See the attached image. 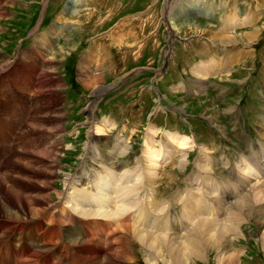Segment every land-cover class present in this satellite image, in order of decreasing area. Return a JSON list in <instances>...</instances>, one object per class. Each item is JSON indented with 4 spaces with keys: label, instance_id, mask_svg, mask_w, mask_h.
Segmentation results:
<instances>
[{
    "label": "rangeland",
    "instance_id": "1",
    "mask_svg": "<svg viewBox=\"0 0 264 264\" xmlns=\"http://www.w3.org/2000/svg\"><path fill=\"white\" fill-rule=\"evenodd\" d=\"M73 1L0 0V11L6 10L7 14L6 17L3 15L0 18V73H8L15 89L21 95L25 94L27 98L26 94L33 92L37 97L34 102L37 107L29 121H25L26 112L18 110L17 103H14L16 111L13 117V131L15 135L17 133V143L26 147L29 153L17 152L9 161L7 160L0 175L11 170L8 175L13 177L14 181L6 184H11L13 186L11 190L16 193L28 188L36 191L35 194H31L36 197L44 198L49 194L52 197V204L61 208V204H58L60 203L58 192L66 189L67 176L74 177L85 168L101 171L102 166L112 169L123 164L124 168L121 171L128 169V175L139 178L133 182L144 181L138 175L146 177L149 176L150 171L136 169V162L139 160L144 166H149L145 150L143 151L147 142L153 149L162 152L163 160L159 159V164L164 166V169L160 170L163 176L156 193L157 197L162 195L161 200H173L175 205L173 215H179V218L183 211H188L193 205L189 199L202 192L203 196L197 197L198 203L211 202V205L207 204L210 208L213 207L215 212L217 211L214 218L218 221L223 219L224 222L226 217L232 215L230 209L238 204L233 200L225 204L226 206H218L222 193L220 191L225 189L231 192L230 184L241 183L243 186V183L246 184L260 175L264 177V163L262 167L254 165L256 166L254 174L247 175L242 171L243 168L248 171L247 164H254L255 158L250 156L243 155L244 160L237 163L226 160L229 167L225 164L220 166L219 163L213 165L218 161L219 155L215 150L216 147L211 145L213 141L223 142L234 148L237 154H241L243 142L237 138L240 132L254 136H259L260 132L264 138V0H198L202 3L193 6V9L184 7L185 11L181 8L187 0H76L75 3ZM171 4L173 5L170 12ZM89 10L93 13L87 17ZM202 11L211 16H204ZM246 11L248 18L246 16V21H243L241 15ZM94 13L97 16H94ZM239 16L241 21L234 23V17ZM230 18L232 19L227 21ZM172 21L177 22L180 30L171 31L169 23ZM59 23L63 25L62 40L56 38ZM45 24L47 28L44 27ZM193 24H200L202 30L196 33V26ZM207 24L215 29H213L214 33L223 37H230L239 32L240 34L251 32L255 29L258 30L255 35L259 38L256 44L251 43L252 45L246 41L232 44L219 43L212 39L211 30L209 34V31L204 29ZM225 24L226 26H223ZM123 28L127 30L125 32L128 39L122 38L120 34ZM137 28L143 29V32L139 31L140 35L137 34ZM192 28L194 29L187 32ZM73 32L82 36H74L75 39L67 42ZM28 38L32 40L34 50H22L25 46L24 41ZM180 42L183 46L190 44L186 48L187 52L179 46ZM209 43L218 50H223L227 58L223 66H227L230 62V68L226 71L213 73L215 66H221V61L217 53L215 54L217 59L212 58ZM175 44L178 46L176 49ZM53 56L58 57L55 59ZM236 56L239 57L238 61L233 64ZM34 58L37 59L36 63H33ZM198 60L203 63L199 70L196 69L199 66ZM174 64H178L179 67L177 66L176 72L170 75L168 66L172 67ZM17 67L23 69L25 77ZM28 70L31 73L30 77H27ZM35 74H39L41 78L38 85L32 81ZM98 74L102 79L98 82L93 81ZM88 81H92L94 86H89ZM0 82L2 84V78ZM4 82L8 83L9 78H5ZM185 82L189 83V87L188 91L184 92V89L180 90V86ZM12 100L14 99L10 95H4L1 89L0 113L5 118H10L7 110L11 111ZM24 104L26 105V102ZM45 118V121L50 118L49 122H41V119ZM42 126L49 131L47 132ZM94 126L101 128L103 134L100 132L91 139ZM185 126H187L185 130L189 131L190 135L193 133V138L186 136L192 139L190 144L192 148L177 151L170 137H185L183 133H180L182 136L175 133L177 131L172 133L175 128L183 129ZM167 129H171L172 132L164 135ZM151 130L154 132L153 139ZM118 132L119 136L116 135ZM162 140L163 143L160 142ZM88 143L94 146V153L97 152L94 157L86 151ZM125 146L129 147L128 153L117 155ZM118 147L120 148L116 150ZM99 148L101 150H98ZM175 150L178 153L173 154ZM34 152H40L41 157L34 156ZM225 153L232 159L236 157L229 153L228 148ZM165 154H167L166 158H164ZM180 154L188 159L187 163H178ZM170 157L175 159L174 162L166 163L165 159ZM257 159L264 161V149ZM13 160L15 162H12ZM11 162L13 165L6 169ZM204 165H207V169H203ZM202 166L203 168H199ZM118 169L121 168L118 166ZM168 178L172 179L170 186ZM198 181H201L200 187ZM45 182H53V184L48 188ZM262 183L264 184V180ZM166 187L169 192L164 193ZM3 188L5 186H0V215H3L2 200L8 197ZM257 198L251 197V210L236 222V227L239 229L236 235L240 236L238 238L240 240L233 241L236 243L235 245L233 243L232 247L235 246L234 251L238 255H241L240 253L247 255L243 256V264H264V248L261 242L264 234V194ZM193 201L196 202L195 199ZM225 207L227 209H223ZM205 210L207 209L202 207L199 211L203 214L202 217H205L203 213ZM5 221L13 224L12 221ZM24 223L29 229V223L27 221ZM2 226H5L9 232L12 231V226L8 227L5 223ZM243 235L245 237L241 240ZM230 237L232 240L236 238L234 235ZM131 241L128 239L126 247L133 253V263L166 264L159 256L164 254L163 252L158 254L160 260L148 262L141 245L135 241L137 245L130 243ZM209 252L205 255L208 258L205 262L197 261L195 264H217L214 260V249ZM8 255L0 252V256H4L3 260L7 259Z\"/></svg>",
    "mask_w": 264,
    "mask_h": 264
},
{
    "label": "bare ground",
    "instance_id": "2",
    "mask_svg": "<svg viewBox=\"0 0 264 264\" xmlns=\"http://www.w3.org/2000/svg\"><path fill=\"white\" fill-rule=\"evenodd\" d=\"M75 1L76 0H74L73 3H75ZM201 3L202 1L198 2V0H187L185 4H182L183 7L181 9H184V7H187V8L192 7L193 9V6H197L198 4H201ZM172 5L173 4L169 5L170 12H171ZM5 12L0 11V18L3 15H5L6 17L7 14ZM90 12L91 11L89 10V15L87 17H90L91 14L93 13V12L92 13ZM202 14L204 16L207 15V17L211 16V14L206 13L204 11H202ZM95 15L96 14L94 13V16ZM177 16H179V14ZM254 17H257V16H254ZM176 23H177L176 21H172L171 23H169V25H171V31L173 32L180 30L178 29ZM140 25L141 24H139V26ZM186 26L189 28V24H187ZM194 26H196V30H195L196 33L202 30L201 28L202 26L200 24H195ZM191 27L192 25L190 26V28ZM193 29L194 28L188 29L187 32ZM204 29L208 30L209 34L211 30L212 39H215L216 41H219V43L222 42L224 44H232V43H236L239 41L241 42L246 41L249 44L251 43L256 44V41L259 38V36L255 35L256 32H258V30H255V29L254 31H251V32H244V33L241 32V34L239 32V34H235L232 36L229 35L230 37L228 36L223 37L221 35H217L216 32L215 33L213 32L215 29L212 28L208 24L205 26ZM57 57L53 56V58L55 59H57ZM53 58H51V60ZM212 58L214 60L217 59L215 55H213ZM238 58L239 57L236 56V60H234L233 64L238 61ZM217 61L219 63V60ZM4 66L6 67V65ZM215 67L216 68L213 69L214 71L213 73H217L219 71L224 72L227 70V68H230V62L227 66L221 67L217 65ZM200 68L198 66L196 69L199 70ZM210 73H212V71ZM203 76L207 77L208 75H203ZM101 79L102 77H100V74H98L96 78L94 77V80L93 79L91 80L98 82ZM88 82H89V86L90 85L94 86L92 81H88ZM32 86L33 85H31V87ZM24 91L27 92L26 89H24ZM28 94L29 93H27L26 95ZM13 101L14 100H12V102L10 103L11 111L7 110V115H9L11 120L10 118H7L8 121H4V125L11 131L10 132L11 137H14L16 139L15 148H14V150H16V153L18 152L20 154V153L26 152L28 154L29 150L27 151L26 147H23L19 143H17V138H16L17 133L15 135L13 131V126H12L13 117L16 111V108L14 106L15 105L14 103L16 102L15 101L13 102ZM22 101L23 103L26 102V108H28V98ZM45 120L46 118L41 119V122H44ZM47 121H45V123H47ZM40 127H41V124H40ZM43 127L45 128L47 132L49 131L45 126H42V128ZM92 129L93 130L91 131V135H90L91 139L97 136L98 133L100 134V132H102L101 128L99 127L96 128V126H94ZM151 133H152V139H153L154 132L151 130ZM175 133H178V135H180L179 132H175ZM170 139L172 141L171 143L175 147H177V151L178 150L185 151L186 149L192 148V146L190 145L192 142L191 138H188L186 136L185 137H176V136L172 137L171 136ZM60 144L61 143H59V145ZM86 146H87L86 151H88L90 155L94 157L97 153V152L94 153L95 152L94 146L92 144H89ZM113 146L115 147V145ZM120 147L116 148V150H118ZM144 147L145 149H143V151L145 150L144 152L147 155V159H148L147 161L149 163L148 164L149 166H144L142 161H139V160L136 162V165H137L136 169L142 168V171H146L148 169L150 171L149 176L142 177L140 174L138 175V177L143 178L144 181H142L141 183L133 182L134 180H138L139 178H132V175L131 176L128 175L127 174L128 169L121 171L124 168L123 164L118 165L119 168L121 169H118V166L112 167V169H106L102 166L100 168L102 169L101 171L87 170L85 168L79 171V173L75 175L74 177L67 176L65 180L66 189L63 190L62 192H58L59 197L57 196L60 202L58 204L59 205L61 204L62 206L61 208L59 206H55L54 204H52V197L49 194L48 196L41 198V197H36L35 195H31V194L36 193L34 189L24 188L21 191H19V193H16L14 190H11L13 186L11 184H6V182L14 181V178L8 175L11 170L7 171L6 169L10 167L12 162H15V160H13L8 165V167H6L5 170L7 172L5 174L3 173L0 175V186H5V188L3 189H5V192L8 195V197H5V199L2 200L3 203L1 206L3 210L2 212L3 215H0V218L13 222L12 231L13 229L15 232H17L18 229L23 230L20 234L22 242L19 245L12 248L9 245V243L5 241H0V252L2 254H4V252L6 254H9L6 257H9L11 254H13V255H20V256H24L28 258L40 259V257H42L45 259L56 260L55 264H135L133 263V256H132L133 253H131L126 247V242H128V239H129V240H132L130 243L137 242L139 245H141V248L144 250L145 254L147 255L148 262H151V263H153V261L160 260V258L158 257V254L160 252L164 253V254H160L159 256L162 257V260H164V263L166 264H195L197 261L205 262L208 259L205 256L206 253L214 249L215 251L214 260L216 261L217 264H243L244 263L242 261V259H244L243 256H247V255H242V253H240L241 255H238V253H235L234 251L235 246L234 248L232 247V244L234 243L233 241H236V239L240 237L236 235V232L238 229L236 227V224H237L236 222L238 221L240 217L246 216L247 211L251 210L252 208L251 197L259 198L262 194H264V184L262 183V181L264 180V177L260 175L252 179L250 182H247L246 184L243 183L244 184L243 186L241 183L237 185L230 184L229 189H231L230 190L231 192H228L225 189L224 191H220L222 193L220 197L221 200L219 199L217 203L218 206L228 204L231 201L233 202V200L237 201L236 204H238L236 207L231 206L232 208L230 210H231L232 215L231 216L229 215V217H226L224 222H223V219L218 221L217 219L214 218L217 211L215 212L213 207L211 208L209 207L208 204L211 205V202L209 201L200 202L199 201L200 203H198L197 197L203 196L201 191H200L201 192L200 195L196 196L195 194L194 196H192L193 199L196 200V202H194L193 199L191 198L189 199L191 200L193 205L191 204L192 206L189 207L188 211H183V213H181L180 217L178 218L179 215L177 216L176 214L173 215L170 213V211L164 205L165 201H161L158 203L156 202V198H157L156 190L163 176V173L160 170L162 168L164 169V166H162L163 164L162 165L159 164L160 163L159 159L161 161L163 160V158H161L163 157L161 155L162 152L157 151L156 149H153V147L148 145L147 142L145 143ZM44 149L46 151V148ZM98 150H101V148H99ZM54 151L52 153H54ZM128 151H129V147L125 146L118 151L117 155H124L128 153ZM177 151L175 150L173 154L178 153ZM16 153L14 155H16ZM43 153L45 154V152ZM33 155L36 157H41L40 152L39 153L34 152ZM180 155H181V158L178 159L179 160L178 163L179 164L187 163L188 159L183 154H180ZM12 156L10 157V159L12 158ZM206 157H209V156H206ZM33 158L34 157H32V159ZM171 159L174 162L175 159L170 157L169 159H165L166 163L169 162V160L171 161ZM7 162L5 163V166ZM25 164L27 165V163H24V165ZM32 164H29V165L32 166ZM45 165L47 166V164ZM199 168H203V166ZM41 169H43V167ZM203 169H207V165H204ZM242 171L245 172V174L250 175V173L246 171L244 168ZM28 173L29 172H27V174ZM170 179L171 178L167 179L169 186H170V183L172 182V179L171 180ZM28 181L26 182L29 183ZM40 181L42 182V179H40ZM45 183H46V187L48 188H50L51 185L53 184V182L52 183L45 182ZM208 183L209 182H207V185ZM205 187L209 189L208 186H205ZM167 189L168 188L166 187L163 192L164 193L169 192V189L168 191ZM27 193H30V194L28 195ZM207 196H209V194ZM211 197H208V198H211ZM202 207L207 209L203 211L205 217H202L203 214L199 212ZM223 209H227V207ZM226 216H228V214ZM248 216H249V213H248ZM24 221H27L30 225V228L29 229L27 228L28 230L24 229V226H25ZM0 231H1V235L8 234L9 232V230L5 226H2V225L0 227ZM230 235H234L236 238L232 240ZM15 236L16 234H14V237ZM243 237H245V235L242 236L241 240H243ZM239 240L240 239H238L237 241ZM261 242L264 248V234H263ZM128 244L129 243H127V245ZM157 257L159 259H157ZM3 258L4 256H0V260H3ZM50 264H54V263H50Z\"/></svg>",
    "mask_w": 264,
    "mask_h": 264
},
{
    "label": "crops",
    "instance_id": "3",
    "mask_svg": "<svg viewBox=\"0 0 264 264\" xmlns=\"http://www.w3.org/2000/svg\"><path fill=\"white\" fill-rule=\"evenodd\" d=\"M137 15H138L137 17H139V14H137ZM139 18H140V17H139ZM231 19H232V18L228 19L227 21H229V20H231ZM234 19H235V17H234ZM213 20H214V19H213ZM239 21H241V19H239L238 22H239ZM223 26H226V25H223ZM218 30L220 31V29H218ZM125 31H127V30L123 28L122 31L120 32V34H121L122 38H124V39H128V35H127V33H126ZM139 31L143 32V29H141V28L138 29V28H137V34H139ZM76 33H77V32H73L72 34H70L67 42H71V40L75 39L74 36H75V37H76V36H77V37H81V36H82V35H78V33H77V34H76ZM136 38H137V35H136ZM175 45H176V44H175ZM188 45H190V44H185V45L183 46V43L180 42V45H179V46H180V47H183V49H185L184 51L187 52L186 48L188 47ZM176 47H178V46L176 45V46H175V49H176ZM180 47H179V48H180ZM190 47H191V46H190ZM178 51H179V49H178ZM178 55H179V52H178ZM176 57H177V56H176ZM204 61H205V59H204ZM204 61H203V62H204ZM194 62L197 63V61H195V60H194ZM198 63H199L198 65H199V68H200V67L202 66L203 63L200 62L199 60H198ZM196 67H197V66H196ZM196 67H194V68H196ZM187 68H188V67H187ZM214 68H215V67H214ZM180 90L183 91V88H180Z\"/></svg>",
    "mask_w": 264,
    "mask_h": 264
}]
</instances>
